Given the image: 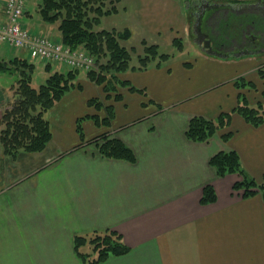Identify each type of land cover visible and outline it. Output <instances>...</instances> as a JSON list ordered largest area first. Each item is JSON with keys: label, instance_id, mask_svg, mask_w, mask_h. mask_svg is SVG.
I'll use <instances>...</instances> for the list:
<instances>
[{"label": "crops", "instance_id": "1", "mask_svg": "<svg viewBox=\"0 0 264 264\" xmlns=\"http://www.w3.org/2000/svg\"><path fill=\"white\" fill-rule=\"evenodd\" d=\"M6 1L0 0L3 22ZM112 1L116 11L101 24L116 17L120 25L107 30L129 29L127 48L142 53L143 41L159 49L178 48L174 41L179 39L183 51L192 36L195 57L174 56L146 70H129L119 76L129 85L119 84L111 94L80 71V88L48 112L53 138L45 150L10 156L0 144V264H89L77 254L76 236L109 231L122 235L130 251L100 264H264L263 196L243 198L233 190L240 176L220 178L210 165L214 155L236 151L246 174L263 180L264 124L253 127L233 112L229 126L210 141L196 143L186 136L194 117L231 113L243 94L251 104L261 100L264 79L258 71L264 54L246 51L245 35L229 46H239L241 53L225 56L221 50L229 47L222 44L213 54L212 47L201 48L197 29L202 22V30L211 34V18L263 7L264 0H213L209 10L206 0ZM35 19L28 5L25 27L61 41L55 24ZM256 27L264 44V23ZM23 54L8 60L2 55L0 61L30 62ZM49 70L46 75L68 68L52 65ZM250 77L255 90L242 85ZM93 98L100 100L101 111L89 105ZM9 101L0 97V117ZM107 106L114 110L111 119ZM104 117L109 121L96 122ZM228 132L232 135L224 141L221 136ZM105 134L130 147L135 162L103 158L94 141ZM208 185L217 200L202 204Z\"/></svg>", "mask_w": 264, "mask_h": 264}, {"label": "trees", "instance_id": "2", "mask_svg": "<svg viewBox=\"0 0 264 264\" xmlns=\"http://www.w3.org/2000/svg\"><path fill=\"white\" fill-rule=\"evenodd\" d=\"M211 1V2H210ZM213 0H206V9L213 8ZM111 0H40L38 3V14L41 19L51 25H56L60 32V39L64 46L71 50H84L96 61V66L86 72L90 81L103 87L106 94L117 91V85L126 86L129 83L119 80L121 74L129 70H146L152 64L160 65L161 62L170 58L167 54H160L159 46L142 42L143 53L138 54L137 50L127 48L123 43L132 38L131 31L124 29L119 31L100 29L101 20L110 16L116 9ZM211 4V5H210ZM204 21V18L201 21ZM175 45L182 50V41L176 39ZM264 47L262 44L259 48ZM138 59L137 65H132L133 57ZM51 63L46 65L49 72ZM35 64L23 59H13L8 63L0 61V71L17 73L19 78L10 88V101L4 108L0 117V144L5 154L16 156L22 152L36 153L47 148L53 138L50 121L45 114L52 110L65 95L75 88L80 70L68 69L66 72H50L44 84L34 86ZM258 74L264 79V66L259 69ZM243 87L255 90V82L242 79ZM132 91L137 90L130 87ZM241 103L231 113H221L216 119H207L202 116L190 120L186 132L187 138L196 143L210 141L221 129L229 126L233 112L239 113L253 127L264 124V92L261 100L255 104L248 101L245 94L241 95ZM90 106L101 111L103 107L100 100L93 98ZM109 118L113 116V108L106 107ZM111 119V118H110ZM100 121L108 122L104 117ZM81 123V122H80ZM79 124V122H78ZM77 130L83 135L80 124ZM232 133L222 134L224 141H227ZM99 153L103 158L121 159L127 162H135L136 156L130 147L120 139L112 138L108 134L102 135L95 141ZM210 165L215 169L218 176L223 178L227 175L238 174L241 180L236 181L233 190L241 192L243 198L261 194L264 199V179L256 181L249 177L243 170L242 160L238 152L222 151L214 155ZM202 204H211L217 200L214 187L208 185L202 193ZM89 245L91 251L81 252V247ZM75 248L81 260L89 264H100L111 256H122L130 251V248L123 242L122 235L114 231L92 234L86 237L76 236Z\"/></svg>", "mask_w": 264, "mask_h": 264}, {"label": "rangeland", "instance_id": "3", "mask_svg": "<svg viewBox=\"0 0 264 264\" xmlns=\"http://www.w3.org/2000/svg\"><path fill=\"white\" fill-rule=\"evenodd\" d=\"M38 3H39V0H29L28 5H29V10H31L33 17L36 18L35 19L36 22L40 23L41 17L39 16V14L37 12V9H38L37 4ZM213 12H214V10H210L207 14L209 15L210 13H213ZM221 14H220V16L217 17V19L211 20L212 21V28L215 29L214 33H216V31L219 32L216 34H213V32H211V35L213 34L214 41L216 40V42H214V44L216 43L217 47L218 46L221 47L222 44L227 46V47H229L232 44L238 45L239 43L237 41L239 40V37L241 35H245L244 41L247 40L246 39L247 34L254 35L257 37L263 36L261 31L257 30L256 26L259 23L260 24L264 23V17L263 18L261 17V15L262 16L264 15V11H263V14L258 15V16H255L254 14L249 15V14H244V13H241L240 15L238 14L236 16H232L230 14H226L223 12ZM205 20H206V18H205ZM112 25H116V26L120 25L119 20L116 17H113L112 19H105L104 18L102 21V24L100 23V25L97 27V29L98 30L108 29V27H110ZM30 30H32V29H30ZM210 30H211V28H210ZM230 37H233L235 39V42H233V40H231ZM188 39H190L189 40L190 43L185 44V48L183 49V51H181L180 49H178L176 47L169 48L167 46H163L160 49V54H167L170 57L175 56L179 59H192V58H194L195 57L194 55L196 53V46L192 45V43H191V41L193 40L192 36L188 37ZM186 41L184 40L185 43H187ZM124 43H123V46H124ZM1 46H4L6 48L5 49L6 51L4 50V51L0 52V58L2 55L3 56L7 55V60H8V59L12 58L14 55L20 56L21 54H23L21 49L20 50H14V49H11L10 47H6L4 44H0V47ZM2 48H0V51L2 50ZM201 48L204 49V45H201ZM258 49L259 50L256 53H259L261 55L264 54V47H261ZM221 51L224 54H226L225 56H228L231 52L237 51L238 53H241V51H243V50L241 48H239V46H234V47L222 49ZM142 53H139V54H142ZM23 55L25 57L29 56L26 53H24ZM27 59L31 63H34L36 66L34 74H33L34 75V79H33L34 80L33 81L34 86L38 87L39 85L44 84V82L46 80V76H47L46 75V68H45L46 64L40 62L37 59L31 58V57L30 58L27 57ZM137 63H138V59L136 56H134L131 64L136 66ZM260 65L264 66V62L261 63ZM83 72L84 71H82L81 73H83ZM18 78H19L18 74L14 73V71H13V73L4 72L2 70L0 71V97L5 98V99L10 98V95H9L10 88L9 87L13 83H15ZM247 80H253V78L250 77ZM48 112L45 114L46 118L48 117ZM240 180H241V177H240Z\"/></svg>", "mask_w": 264, "mask_h": 264}, {"label": "built area", "instance_id": "4", "mask_svg": "<svg viewBox=\"0 0 264 264\" xmlns=\"http://www.w3.org/2000/svg\"><path fill=\"white\" fill-rule=\"evenodd\" d=\"M29 0H7L5 22L0 20V44L14 50H26L31 58L61 64L72 70L90 71L96 61L84 50H71L62 42H56L45 35L30 33L24 27L23 16Z\"/></svg>", "mask_w": 264, "mask_h": 264}, {"label": "flooded vegetation", "instance_id": "5", "mask_svg": "<svg viewBox=\"0 0 264 264\" xmlns=\"http://www.w3.org/2000/svg\"><path fill=\"white\" fill-rule=\"evenodd\" d=\"M234 11H235L234 13L236 15H238V14L240 15L241 13H246V14L249 13V15L254 14L255 16H258V15L263 14L264 6L262 7L260 5H257L251 9L239 8V10H234ZM261 17L263 18L264 15L263 16L261 15ZM211 19H213V20L217 19V16L213 17ZM201 24H202V22L199 24V27L197 29V33H199V38L202 41L201 45H204L206 40H209L211 47H212L210 52L213 54H217L216 50L219 51L220 48H219V46L217 47L216 43H215L216 45L214 44V42H216V40L214 41L213 34H216V33L213 32V34L211 35L208 32H204L200 26ZM247 36H248V38L246 37L247 44H246V46H244V48H246V51L253 52V50H254L257 52L259 50L258 48L263 44V42H261V39L257 36L250 35V34H247Z\"/></svg>", "mask_w": 264, "mask_h": 264}, {"label": "water", "instance_id": "6", "mask_svg": "<svg viewBox=\"0 0 264 264\" xmlns=\"http://www.w3.org/2000/svg\"><path fill=\"white\" fill-rule=\"evenodd\" d=\"M205 45V47H204V50L206 51V50H208V49H210V47H211V44H210V42H209V40H206V42L204 43Z\"/></svg>", "mask_w": 264, "mask_h": 264}, {"label": "bare ground", "instance_id": "7", "mask_svg": "<svg viewBox=\"0 0 264 264\" xmlns=\"http://www.w3.org/2000/svg\"><path fill=\"white\" fill-rule=\"evenodd\" d=\"M64 44V43H63Z\"/></svg>", "mask_w": 264, "mask_h": 264}]
</instances>
